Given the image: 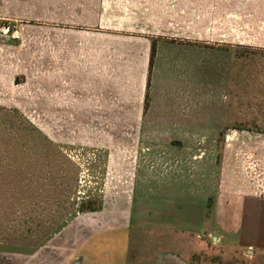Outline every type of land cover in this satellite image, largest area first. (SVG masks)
<instances>
[{"label":"rangeland","instance_id":"1","mask_svg":"<svg viewBox=\"0 0 264 264\" xmlns=\"http://www.w3.org/2000/svg\"><path fill=\"white\" fill-rule=\"evenodd\" d=\"M149 1L0 0V248L47 243L70 200L99 210L152 165L230 161L264 187L261 32L160 34Z\"/></svg>","mask_w":264,"mask_h":264},{"label":"crops","instance_id":"2","mask_svg":"<svg viewBox=\"0 0 264 264\" xmlns=\"http://www.w3.org/2000/svg\"><path fill=\"white\" fill-rule=\"evenodd\" d=\"M181 1L159 3L167 12L161 11L162 24L152 30L245 44L254 29L264 46V0H195L191 10ZM180 16H193L185 30ZM200 163L136 171L129 187L96 211L81 212L70 200L57 235L30 248H0V264H264L261 175L252 179L230 168V161L221 173L216 161H209V169Z\"/></svg>","mask_w":264,"mask_h":264},{"label":"trees","instance_id":"3","mask_svg":"<svg viewBox=\"0 0 264 264\" xmlns=\"http://www.w3.org/2000/svg\"><path fill=\"white\" fill-rule=\"evenodd\" d=\"M50 176V175H49ZM49 176L48 177H45L44 176V178L47 180V178H49ZM79 210L81 211V212H85V211H87V210H90V211H96L97 209H91L90 207L88 208L87 206L85 207L84 206V204H82L81 206H80V208H79Z\"/></svg>","mask_w":264,"mask_h":264},{"label":"water","instance_id":"4","mask_svg":"<svg viewBox=\"0 0 264 264\" xmlns=\"http://www.w3.org/2000/svg\"><path fill=\"white\" fill-rule=\"evenodd\" d=\"M213 241H214V242L216 241V237L213 238Z\"/></svg>","mask_w":264,"mask_h":264}]
</instances>
